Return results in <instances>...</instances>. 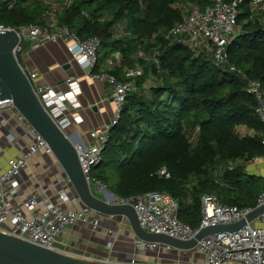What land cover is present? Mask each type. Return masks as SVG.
<instances>
[{
  "label": "trees",
  "instance_id": "16d2710c",
  "mask_svg": "<svg viewBox=\"0 0 264 264\" xmlns=\"http://www.w3.org/2000/svg\"><path fill=\"white\" fill-rule=\"evenodd\" d=\"M249 1L238 7V31L226 47V62L218 65L210 51L164 36L182 20L186 3L204 7L210 0H72L58 12V22L80 38H99L100 64L112 53L121 55L109 70L117 79H124L123 68L143 69L90 177L122 198L167 191L177 201L179 221L193 229L204 193L238 208L255 205L264 176L246 165L264 156V123L245 87L247 79L264 86V10L251 12ZM46 9L38 0H0V24H42ZM153 34L154 42L144 43ZM139 50H156L158 68L137 57ZM149 73L156 82L146 84ZM162 166L169 177L157 174Z\"/></svg>",
  "mask_w": 264,
  "mask_h": 264
},
{
  "label": "built area",
  "instance_id": "2783aa9c",
  "mask_svg": "<svg viewBox=\"0 0 264 264\" xmlns=\"http://www.w3.org/2000/svg\"><path fill=\"white\" fill-rule=\"evenodd\" d=\"M38 1L47 6L42 24H22L17 27L0 24V30L15 31L18 41L23 40V45L29 49L38 48L45 42H63L89 76L93 79L105 80L110 86L112 116L100 126L91 129L90 139L84 144L82 141H73L67 131L70 125L82 121L79 114L81 105L77 99L80 88L76 78L73 76L68 78L66 80L68 90L59 91L49 85H34V76L28 73L40 104L56 125L72 140L80 168L90 185V169L101 163V153L107 142L108 133L121 115L126 95L135 89L134 78L142 75L143 69L139 64L131 68H123L124 79H117L109 70L119 66L121 61L119 53L115 52L106 57L105 65L100 66L99 38L89 36L82 39L76 30L58 22V12L68 7L72 0ZM243 1L210 0V3L204 7L186 3L182 20L175 22L164 36L171 43L183 42L193 51L206 49L211 52L216 65L223 64L226 62V47L238 31V7ZM249 8L251 12L264 10V0H250ZM154 40L153 34L149 39H144V43L154 42ZM17 49H19L18 43L13 48V52ZM137 57L154 62L158 68L156 50L150 54L139 50ZM97 66L99 69L95 71ZM230 69L235 70L233 66ZM236 71L240 73L239 70ZM245 90L256 100L255 114L260 122L264 123V86L257 80L247 79ZM3 110L12 111L16 117L17 126L22 129L19 137H15L11 132H5L4 139L13 146L16 145V141L22 142L25 137L26 140L22 146H15L16 153L7 156L5 165L0 169V232L92 264H139L135 258L128 262H114L105 257L76 252L56 245V236L62 227L68 224L89 218L92 228L98 226L99 213L85 206L73 209L64 206L70 197H74V190L67 177L63 180L64 189L58 192L56 202L47 199L44 192L32 193L19 205L11 202L9 196L18 185L17 176L27 167L29 159L38 153L53 154L48 143L15 110L10 99L0 100V112ZM157 174L169 177V172L164 166L157 171ZM93 180L96 190L102 192L103 198L106 197L108 190L106 185ZM106 199L111 204L130 205L135 211L139 226L146 232L188 240L200 228L231 224L244 218L254 208L264 205V192L258 195L253 207L245 208L222 204L215 195L210 193L202 194L200 197L201 218L195 229L179 221L177 201L167 191H146L126 198L114 195ZM133 244L135 256L146 252L159 255L162 250L172 249L168 245L145 241L138 237L134 238ZM189 251L201 254L198 264H264V212L246 221L235 231H219L203 236Z\"/></svg>",
  "mask_w": 264,
  "mask_h": 264
},
{
  "label": "crops",
  "instance_id": "0c3cea01",
  "mask_svg": "<svg viewBox=\"0 0 264 264\" xmlns=\"http://www.w3.org/2000/svg\"><path fill=\"white\" fill-rule=\"evenodd\" d=\"M22 62L25 70L34 76V85H49L56 90L66 91L68 90L66 80L71 76L76 78L80 88L77 99L81 105L79 114L82 121L78 124L73 123L67 130L73 141L87 143L90 139V130L100 126L112 116L113 104L108 82L89 76L63 42H45L35 49L26 47L22 52ZM104 65L103 61L100 66ZM146 84H149L148 81ZM5 132H11L15 137H19L22 132L10 110L0 112V169L5 165L7 156L16 153L15 146H22L26 140L25 137L22 142L16 141V145L13 146L4 139ZM246 169L252 174L264 176V156L248 163ZM65 178L61 166L53 155L38 153L29 159L27 167L18 174V185L9 198L13 204L19 205L32 193L44 192L47 199L56 202L58 192L64 189ZM66 190L68 191L67 188ZM68 193L70 194V191ZM73 194L74 197L69 198L64 204L65 207L73 209L82 206L74 191ZM135 237L124 216L99 214L98 226L95 228H92L89 218L62 227L56 236V245L76 252L105 257L114 262H128L134 258L139 264H173L170 261H181L184 264L200 262L201 254L198 252L189 250L183 252L175 248L162 250L159 255L146 252L135 256L133 254Z\"/></svg>",
  "mask_w": 264,
  "mask_h": 264
},
{
  "label": "water",
  "instance_id": "95a60500",
  "mask_svg": "<svg viewBox=\"0 0 264 264\" xmlns=\"http://www.w3.org/2000/svg\"><path fill=\"white\" fill-rule=\"evenodd\" d=\"M18 43L19 49L13 52ZM23 40L18 41L15 31L0 30V100L10 99L18 111L48 143L51 152L69 180L82 206L99 214L124 216L136 237L172 248L186 251L193 248L203 236L219 231H235L246 221L261 212L264 205L254 208L249 214L231 224H218L200 228L188 240H179L164 234L148 233L137 221L130 205L111 204L106 198L114 194L107 190V196L99 198L92 193L78 162L72 140L56 125L34 93L28 72L22 62ZM0 264H92L66 256L0 232Z\"/></svg>",
  "mask_w": 264,
  "mask_h": 264
},
{
  "label": "rangeland",
  "instance_id": "374dc122",
  "mask_svg": "<svg viewBox=\"0 0 264 264\" xmlns=\"http://www.w3.org/2000/svg\"><path fill=\"white\" fill-rule=\"evenodd\" d=\"M147 81H148V83H151V84L156 82L154 76H152L151 73H149V76L147 77ZM90 190L97 197H99V198L103 197L102 192L96 191L95 183H94V180H93L92 177H91V181H90ZM170 263H173V264H184V262H181V261H170Z\"/></svg>",
  "mask_w": 264,
  "mask_h": 264
}]
</instances>
